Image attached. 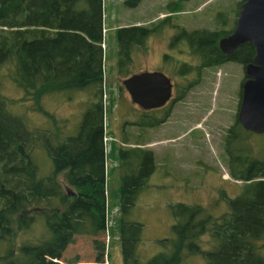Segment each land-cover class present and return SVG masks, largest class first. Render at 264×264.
Returning <instances> with one entry per match:
<instances>
[{"label":"trees","instance_id":"trees-1","mask_svg":"<svg viewBox=\"0 0 264 264\" xmlns=\"http://www.w3.org/2000/svg\"><path fill=\"white\" fill-rule=\"evenodd\" d=\"M137 28L145 35L144 26ZM53 33L56 36H50ZM196 34L205 46L210 37L216 39L217 63L228 58L218 44L223 31L201 29ZM103 41V0H0V67L10 63L8 76L21 88L20 97L5 94L0 70V264H27L38 249L57 244L68 234L100 235L108 228ZM75 88H86L91 101L80 134L69 138L72 145L68 137L55 144L52 130L32 128L13 111L18 102L43 109L42 98L52 91ZM240 126L239 120L232 126L225 148L230 173L244 181L243 191L231 199L230 211L217 216L205 214V207L183 203L189 211L183 212L185 229L175 253L170 260L156 257H161L156 264H180L183 250L197 249L205 231L215 241L205 264H264V149L255 156L245 148L247 129L242 126L244 131H239ZM43 142L54 161L49 174L41 173L35 152ZM121 152L129 157L121 186L123 206L129 209L155 165L148 167L147 160L137 164L140 154L152 161L147 148L136 145ZM61 173L76 187V194L64 191ZM129 223L122 226L125 263L140 264L133 251L135 236L124 229ZM27 231L33 235L25 236ZM58 256L57 250L50 251L49 261L43 263L63 264Z\"/></svg>","mask_w":264,"mask_h":264},{"label":"rangeland","instance_id":"rangeland-1","mask_svg":"<svg viewBox=\"0 0 264 264\" xmlns=\"http://www.w3.org/2000/svg\"><path fill=\"white\" fill-rule=\"evenodd\" d=\"M167 0H103L104 13V90L103 104L105 143H106V172H107V196H108V228L100 235L89 233L68 234L59 243L47 245L38 249V255L27 264H44L49 261L50 251L59 252L58 256L63 264H126L123 251L122 226L130 222L131 226H125L133 240L134 253L139 258L140 264H152L162 256V260H170L175 253L176 241L182 234L185 226L183 212L189 211L182 204L194 206L200 209L206 208L205 214L217 216L231 209V199L243 191L244 181L234 178L230 173L229 156L225 150V133L227 127L234 124L237 119L238 102L240 97V79L243 72L240 64L229 62L216 72L217 79L210 95L212 106L220 96H226L225 105L221 111V124H211V120L203 121L209 115L208 110H199L193 104H186L184 112L176 106L172 116L171 126L167 123L163 127L155 129L146 128L148 118L139 116V123L135 117L141 112V107L134 103L128 90L123 86V79L132 72L146 66L140 56L144 55V40L131 48L133 60H124L118 70V37L115 26L124 24L146 25L151 16L158 13L172 11L168 4L159 3ZM175 13L171 16L174 25L163 23V32L166 36L177 28V32L184 36L183 31L191 32L195 28H229L233 25L237 10V0H171ZM224 22V23H223ZM170 23V22H169ZM50 36H56L53 33ZM144 42V43H143ZM142 45L140 46L139 44ZM182 41L177 39L175 44L169 47V52L174 55L181 53L179 46ZM142 55V56H143ZM170 65V64H168ZM10 63L1 65V75L4 78L3 92L9 97L21 96V88L14 84L8 76ZM163 70L170 76L176 70L167 66ZM59 77V75H53ZM121 87V91L120 90ZM222 89L225 94H223ZM19 96V97H20ZM91 95L86 88L70 90H55L42 98L43 109L34 108L35 104H16L13 111L22 115L27 124L32 128L52 130L53 142L68 137L72 145V136L79 135L82 130V121ZM225 101V103H224ZM26 102V101H25ZM47 111V112H45ZM199 112V113H196ZM181 115L184 126L180 125L177 118ZM198 115V116H195ZM134 117V119H133ZM133 119V120H132ZM200 119L202 134L191 130L192 126ZM42 132L44 130L38 129ZM247 140H242L244 147L252 150L253 155L263 154L264 132L258 133L245 130ZM152 137V138H151ZM164 139L154 145L147 142L152 139ZM129 144V145H128ZM141 145L143 148H152L153 159L140 154V158L148 161V167L153 164L154 169L149 173L147 182L137 193L135 203L126 209L122 203L121 186L123 176L127 173L129 157L122 154L121 149L129 150L133 145ZM72 147L73 151H77ZM37 160L40 163L41 173L49 174L54 165L47 145L43 142L36 147ZM136 158L134 159V161ZM147 167V168H148ZM140 170V168L138 169ZM136 170V171H138ZM77 176H80L77 174ZM59 178L64 183V191L67 186L76 189L69 183L64 174ZM204 213V212H203ZM42 220L37 222L35 231L42 229ZM178 224V228L175 225ZM139 231L135 230L136 227ZM139 226V227H138ZM33 235L32 232H26ZM215 241L209 232L200 234L197 240V249L192 252L189 248L183 250L184 258L180 264H205L209 259V251L213 250ZM164 257V258H163ZM75 260V261H73Z\"/></svg>","mask_w":264,"mask_h":264},{"label":"flooded vegetation","instance_id":"flooded-vegetation-1","mask_svg":"<svg viewBox=\"0 0 264 264\" xmlns=\"http://www.w3.org/2000/svg\"><path fill=\"white\" fill-rule=\"evenodd\" d=\"M179 1V0H178ZM181 1V0H180ZM246 0H237V10L235 20L233 25L229 28H209V31L219 30L223 31L224 34L220 36L218 40V44L220 49L228 55V58L225 61L217 63L218 54L216 52V39L214 37H210L208 40L209 46H205L204 39L199 36V34L194 35L196 30H201L200 28H195L193 31L189 32L187 29L183 31L184 36L177 32V28L173 29L168 36L162 31L163 23L167 22V25L171 27L174 25L172 22V11H167L166 13H158L155 17L151 16V18L147 21V24L144 26L142 24H124V25H117L115 26V31L118 37V46H116V50L118 51V70L120 69L121 65L124 63V60H133V55L131 48L135 46L138 42H142L144 40V55L140 56L143 62H145L146 66L143 68H139L138 70L132 72H141L144 70H163V68L167 69V66H170L173 70L176 68L174 74H170L172 79V94L167 99V101L158 106L154 107H143L140 104L134 102L139 107H141V112L137 114L135 117L136 123H139V116H143L144 118H148V123L146 124V128L148 129H155L156 126H164L169 122H172V116L176 109V106L182 108L181 112H184V106L186 104H193V106L199 110L209 109V115L213 114L211 118L208 116H202L200 119L203 121H210L211 124H215L218 126L223 121H221V111L224 109V104L222 103L223 99H228L226 96H220L218 100L214 101L218 102L212 106V98L213 96L210 93L213 91V87L215 86L217 75L216 72L220 68L222 69L225 64L229 62H236L240 64V71L243 72V76L240 79V97H239V104L237 110V119L235 123L239 120V110L241 107L242 95H243V83L246 79L250 77L248 74V64L254 61V57L257 54V47L256 45L250 41H244L230 52H227L222 49L220 46V39L223 36L229 35L234 31V28L237 23V18L239 16L240 10L242 8V4ZM141 2V0H139ZM168 4V9L172 10L174 4L171 0H167V2H160L159 4L161 7L163 5ZM170 22V23H169ZM224 23V22H223ZM144 26L145 27V35L141 36L140 29L137 27ZM135 27V29H133ZM131 29L130 31L122 32L121 29ZM193 34V36H192ZM132 35V36H131ZM123 37V38H122ZM182 41V45L179 46L180 54H178L176 59L174 55L169 52V47L179 39ZM140 46L142 45L139 44ZM208 60V62H206ZM121 63V65H120ZM170 64V65H168ZM164 71V70H163ZM129 74L128 76H130ZM127 76V77H128ZM126 78V77H125ZM124 78V79H125ZM123 79V80H124ZM123 86H125L123 82ZM126 87V86H125ZM121 91V87L120 90ZM225 91L222 89V92ZM129 92V91H128ZM130 94V93H129ZM223 94H225L223 92ZM131 96V95H130ZM225 103V101H224ZM199 113V112H196ZM139 115V116H138ZM198 116V115H195ZM133 117V119H134ZM132 119V120H133ZM188 119L186 116L181 115V117L177 118V121L180 120V125L184 126V120ZM200 119L196 120V124L192 126L191 130H196L199 134H202V130L200 127L202 123H200ZM240 121V120H239ZM234 123V124H235ZM230 125L227 127V131L225 133V139L227 140V135L231 133V128L234 125ZM243 126V124L240 122ZM170 126L172 124H169ZM240 126L237 129L240 131H244V128ZM247 129V128H245ZM248 130V129H247ZM251 131V130H250ZM152 138V137H151ZM165 138L162 139H152L147 142L148 145H154L159 142H164ZM148 150L152 151V148H147ZM226 150V148H225ZM153 153V151H152ZM138 164V163H137ZM153 171V170H152ZM149 177V176H148Z\"/></svg>","mask_w":264,"mask_h":264},{"label":"water","instance_id":"water-1","mask_svg":"<svg viewBox=\"0 0 264 264\" xmlns=\"http://www.w3.org/2000/svg\"><path fill=\"white\" fill-rule=\"evenodd\" d=\"M250 40L257 47L254 61L248 64L250 77L243 83L239 120L248 130L264 132V0H246L242 4L234 31L220 39L223 50ZM131 98L143 107L164 104L172 94V79L163 70L136 72L123 80ZM74 195L76 190L67 186Z\"/></svg>","mask_w":264,"mask_h":264},{"label":"crops","instance_id":"crops-1","mask_svg":"<svg viewBox=\"0 0 264 264\" xmlns=\"http://www.w3.org/2000/svg\"><path fill=\"white\" fill-rule=\"evenodd\" d=\"M175 13V11H174V9H172V14H174ZM139 24V23H138ZM104 57H105V55H104ZM171 68V67H170ZM172 69V68H171ZM176 68H174V70H175ZM103 87H105V86H103ZM105 92V90H104V88H103V93ZM129 93V92H128ZM129 145V144H128ZM137 145H139V144H137ZM133 146H135V145H133ZM139 146H141V145H139ZM142 147V146H141ZM141 162H142V159L139 157V158H137V163H138V165L140 166V164H141ZM138 166V167H139ZM108 218H109V214H108Z\"/></svg>","mask_w":264,"mask_h":264},{"label":"built area","instance_id":"built-area-1","mask_svg":"<svg viewBox=\"0 0 264 264\" xmlns=\"http://www.w3.org/2000/svg\"><path fill=\"white\" fill-rule=\"evenodd\" d=\"M102 44L104 45V42Z\"/></svg>","mask_w":264,"mask_h":264}]
</instances>
